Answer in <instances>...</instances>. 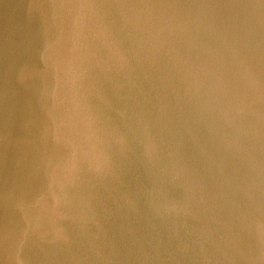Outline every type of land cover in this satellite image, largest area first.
I'll list each match as a JSON object with an SVG mask.
<instances>
[{"label": "water", "instance_id": "95a60500", "mask_svg": "<svg viewBox=\"0 0 264 264\" xmlns=\"http://www.w3.org/2000/svg\"><path fill=\"white\" fill-rule=\"evenodd\" d=\"M0 264H264V0H0Z\"/></svg>", "mask_w": 264, "mask_h": 264}]
</instances>
